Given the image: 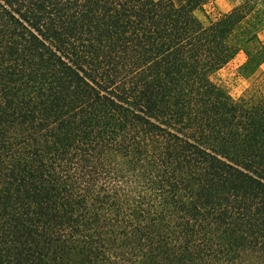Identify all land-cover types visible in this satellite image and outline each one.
<instances>
[{
    "label": "trees",
    "instance_id": "trees-1",
    "mask_svg": "<svg viewBox=\"0 0 264 264\" xmlns=\"http://www.w3.org/2000/svg\"><path fill=\"white\" fill-rule=\"evenodd\" d=\"M215 1L0 0V264H264V92L211 77L264 0Z\"/></svg>",
    "mask_w": 264,
    "mask_h": 264
},
{
    "label": "rangeland",
    "instance_id": "rangeland-1",
    "mask_svg": "<svg viewBox=\"0 0 264 264\" xmlns=\"http://www.w3.org/2000/svg\"><path fill=\"white\" fill-rule=\"evenodd\" d=\"M240 0H216L208 9L209 14L213 18H217L221 13L232 8L235 3ZM201 18L205 19L204 15L199 12ZM264 39V32L261 33ZM246 59V54L240 51L230 62L225 66L215 71L212 79L228 91L233 97L241 96L247 89L255 87L264 92V62L257 68L251 76H246L240 71L242 63Z\"/></svg>",
    "mask_w": 264,
    "mask_h": 264
}]
</instances>
